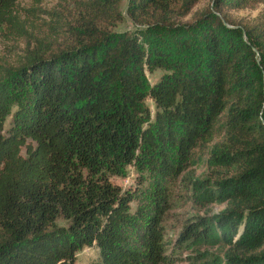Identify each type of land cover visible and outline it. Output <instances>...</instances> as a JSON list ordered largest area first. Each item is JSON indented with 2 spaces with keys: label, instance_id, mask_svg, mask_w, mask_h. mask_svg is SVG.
<instances>
[{
  "label": "trees",
  "instance_id": "16d2710c",
  "mask_svg": "<svg viewBox=\"0 0 264 264\" xmlns=\"http://www.w3.org/2000/svg\"><path fill=\"white\" fill-rule=\"evenodd\" d=\"M62 1L78 30L47 13L53 36L33 39L0 70V264H73L92 244L96 264H172L160 185L133 243L125 234L133 194L109 178L129 166L165 181L209 144L214 175L192 190L198 202L224 208L188 223L178 240L226 248L222 260L193 264H264V20L237 25L227 16L264 0H209L199 34L181 40L184 58L101 32L119 18L117 0ZM164 1L128 0V15L169 28ZM17 6L0 0L6 37L28 35ZM153 68L167 72L147 85Z\"/></svg>",
  "mask_w": 264,
  "mask_h": 264
},
{
  "label": "rangeland",
  "instance_id": "374dc122",
  "mask_svg": "<svg viewBox=\"0 0 264 264\" xmlns=\"http://www.w3.org/2000/svg\"><path fill=\"white\" fill-rule=\"evenodd\" d=\"M190 4H192L190 6ZM17 11L20 18L25 20L27 36L18 33L14 35L3 34L0 27V70L4 66H15L20 61L26 49L33 48L36 43L33 39L44 40L43 37L53 36L51 29L45 25L50 20L47 13L53 12L59 15L61 23L69 24L71 31L78 30L73 22V9L62 0H17ZM128 0H117L119 18L115 22L102 24L100 31L110 35H125L134 37L147 51L155 49L163 54L170 53L172 56L186 57L183 49H179L182 38L187 35L194 37L199 34L200 24L198 15L202 13L209 0H165L163 5L170 10L172 25L162 28L154 23H143L137 19H132L128 15ZM227 16L237 25L255 24L264 20V2L256 5L253 9H245L235 12H228ZM227 28H231L224 23ZM172 27V28H171ZM188 38V37H187ZM190 38V37H189ZM246 40L245 35H242ZM198 45L197 38L194 39ZM169 50V51H168ZM255 52V50L253 49ZM256 62L259 57L255 54ZM175 58V57H174ZM167 70L157 68L144 72V81L147 85L155 83L159 77ZM144 104L152 110V102L149 98L144 100ZM15 110V105L10 102L7 108L8 115L3 123L5 133L10 124V118ZM211 144L200 146L194 150L189 162L177 174L170 176L165 181L157 180V177L150 172L140 175L132 167H125L118 177H110L109 180L120 187L123 191L133 194L130 202L131 224L127 227L126 236L135 242L136 235L139 234L145 220L154 211L155 188L162 189L164 195L163 213L160 218L159 227L162 231L165 254L171 257L172 264H193L204 260H222V255L226 248L221 245H198L192 242L181 244L178 240L180 232L188 224L200 217H209L217 214L224 208V204H206L198 202L192 186L195 181L207 179L212 174L207 168V153ZM175 164V160L172 158ZM176 165V164H175ZM225 174L223 170H217ZM57 225H63L61 219L56 220ZM200 258H203L201 260ZM98 261V250L92 244L83 247L75 253L73 264H96Z\"/></svg>",
  "mask_w": 264,
  "mask_h": 264
}]
</instances>
